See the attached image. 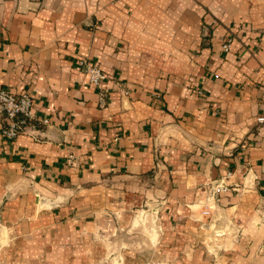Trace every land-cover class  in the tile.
<instances>
[{
  "label": "crops",
  "instance_id": "0c3cea01",
  "mask_svg": "<svg viewBox=\"0 0 264 264\" xmlns=\"http://www.w3.org/2000/svg\"><path fill=\"white\" fill-rule=\"evenodd\" d=\"M0 86L50 121L6 140L0 107V264H100L146 202L160 233L125 263L264 264V0H0ZM228 171L244 235L214 260L197 209Z\"/></svg>",
  "mask_w": 264,
  "mask_h": 264
},
{
  "label": "rangeland",
  "instance_id": "374dc122",
  "mask_svg": "<svg viewBox=\"0 0 264 264\" xmlns=\"http://www.w3.org/2000/svg\"><path fill=\"white\" fill-rule=\"evenodd\" d=\"M35 193L38 206L41 209L46 208L45 205L41 206L40 204L42 194L37 192V190ZM10 199V196L5 197L4 203L6 200ZM205 200H207V196L204 201ZM202 203L197 209V221L200 223L199 241L214 260H217L222 252H228L234 248V245L239 242L244 232L235 225L233 220H229V218L222 213V208L219 206L218 202H210V205L213 206V212L210 217L203 216L201 214ZM160 206V203L153 205L152 203L146 202L142 207L132 212L133 220L131 228L119 229L111 236L99 234V238L106 244V254L100 261V264H128L124 262L122 254L125 250L127 251L130 246L136 243L138 244L140 241L145 242V240L148 242V246H153L161 230L159 216ZM8 235L9 231L0 223V246L7 243ZM146 264L161 263L150 261Z\"/></svg>",
  "mask_w": 264,
  "mask_h": 264
},
{
  "label": "built area",
  "instance_id": "2783aa9c",
  "mask_svg": "<svg viewBox=\"0 0 264 264\" xmlns=\"http://www.w3.org/2000/svg\"><path fill=\"white\" fill-rule=\"evenodd\" d=\"M233 38H228L222 44L223 51L227 52ZM79 64L88 72L90 83L99 90V95L104 98L108 94V89L104 87V82L108 75L97 65L90 64L86 59L79 61ZM0 107L4 114V125L2 136L6 140H14L21 134L27 132L28 127L37 125H49L48 118H40L34 110V100L28 93H14L12 90L0 86ZM258 122L263 123L264 117H259ZM73 163V158H70ZM234 172L228 171L225 176L210 180L206 183L207 200L203 201L201 214L210 217L213 212V206L210 202H218L221 194L227 193L230 189V181Z\"/></svg>",
  "mask_w": 264,
  "mask_h": 264
},
{
  "label": "water",
  "instance_id": "95a60500",
  "mask_svg": "<svg viewBox=\"0 0 264 264\" xmlns=\"http://www.w3.org/2000/svg\"><path fill=\"white\" fill-rule=\"evenodd\" d=\"M58 203H61V200H52L46 196H43L40 198V204L41 206L42 205H45L46 208H51L53 207L54 205L58 204Z\"/></svg>",
  "mask_w": 264,
  "mask_h": 264
}]
</instances>
